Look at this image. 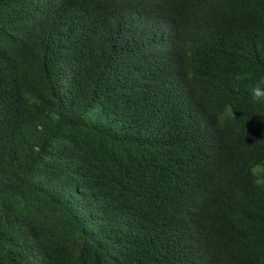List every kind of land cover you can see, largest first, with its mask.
Here are the masks:
<instances>
[{
  "label": "trees",
  "instance_id": "1",
  "mask_svg": "<svg viewBox=\"0 0 264 264\" xmlns=\"http://www.w3.org/2000/svg\"><path fill=\"white\" fill-rule=\"evenodd\" d=\"M264 0H0V264H264Z\"/></svg>",
  "mask_w": 264,
  "mask_h": 264
},
{
  "label": "clouds",
  "instance_id": "2",
  "mask_svg": "<svg viewBox=\"0 0 264 264\" xmlns=\"http://www.w3.org/2000/svg\"><path fill=\"white\" fill-rule=\"evenodd\" d=\"M250 102L253 104H264V88L253 87L250 90Z\"/></svg>",
  "mask_w": 264,
  "mask_h": 264
}]
</instances>
